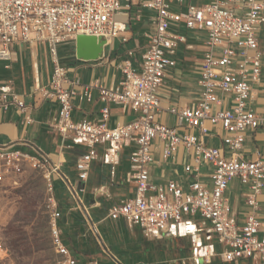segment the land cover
Listing matches in <instances>:
<instances>
[{
    "label": "built area",
    "instance_id": "1",
    "mask_svg": "<svg viewBox=\"0 0 264 264\" xmlns=\"http://www.w3.org/2000/svg\"><path fill=\"white\" fill-rule=\"evenodd\" d=\"M132 8L137 17L146 11L152 25L139 65L134 66L129 57L121 61L118 69L122 79L110 88L98 80L82 85L77 76L69 77L58 60L59 46L80 35L110 43L127 28L116 15ZM263 27L264 0H206L200 4L192 0H0V61L10 62L16 45L46 48L52 73L48 85L38 91L44 99L58 103L53 128L84 148L74 166L80 183L88 179L91 163L98 157V145H104L103 158L110 165L111 175L121 149L134 145L129 156L133 172L128 175V181L135 185L134 195L112 205L108 218L138 225L147 237L161 240L179 224L189 223L187 218L199 217L209 225L208 233L216 236L224 261L237 264L246 259L250 264H264V218L258 217L264 191V153L255 150L251 158L242 155L247 131L264 130V116L250 106L252 85L260 82L262 74L264 46L259 35ZM185 31L202 35L205 49L197 68L198 99L191 106L174 105L164 110L175 116L179 128L184 129L180 133L177 127L156 119L163 111L159 91L168 71L176 66V49L187 42ZM93 90L98 91L101 103L118 104L134 111L136 117L110 128L109 108L105 106L97 122L74 121L72 100L91 101ZM11 107L22 115L25 124L33 123L30 106L5 85L0 88V111ZM216 127L224 131L220 146H209L206 140L213 137L211 129ZM155 142L161 145L164 163L174 159L179 147L189 154L191 160L183 172L190 180L185 185L175 180L151 181ZM24 146L28 152L0 148V180L9 177L4 167L13 166L18 158L45 169L53 188L48 209L58 264H77L61 237L54 182L62 185L89 224L81 197L84 188L76 187L61 165L50 163L37 145L26 142ZM204 167L210 168L206 179ZM234 180L243 188L248 208L242 224L232 214L227 195ZM51 208H58V218H51ZM102 249L117 261L104 246Z\"/></svg>",
    "mask_w": 264,
    "mask_h": 264
},
{
    "label": "crops",
    "instance_id": "2",
    "mask_svg": "<svg viewBox=\"0 0 264 264\" xmlns=\"http://www.w3.org/2000/svg\"><path fill=\"white\" fill-rule=\"evenodd\" d=\"M204 1L206 0H192V3L200 4ZM116 20L125 23L127 28L119 37L105 44L96 60L77 58L75 41L59 46L58 60L68 70L69 77L77 76L82 85L98 80L110 88L122 79L118 69L121 61L129 57L134 66L139 65L148 43L146 34L152 30L150 15L143 11L137 17V11L132 8L130 11L119 12ZM184 34L187 42L176 49V66L168 71L159 91L163 111L156 119L159 123L177 127L180 133L184 129L179 128L175 116L164 110L174 105L191 106L198 99L197 72L194 70L198 68L205 49L202 35L191 31H185ZM259 36L261 46H264V27ZM261 71L260 82L252 85L250 106L258 115L264 116V60ZM51 73L52 59L44 46L34 49L16 45L11 61H0V88L10 85L11 90L30 106L33 119L32 124H25L22 115L13 107L6 112L0 111V148L28 152L24 144L32 142L47 155L50 163L61 165V170L76 187L84 188L81 197L91 219L89 224L75 208L62 185L54 182V194L61 213L58 225L61 237L76 258L77 264H235L221 258L222 248L217 243L216 236L208 233L209 225L199 217L187 218L189 223L179 224L175 232L167 233L161 240L147 237L138 225L107 217V211L112 205L134 195L135 185L128 181V175L133 172L129 156L134 145H125L121 149L114 175H111L110 165L103 158L104 145H98V157L91 163L88 179L85 183H80L74 166L84 148L71 138L65 139L53 128L58 116V103L44 99L38 91L48 85ZM72 105L74 121L86 119L92 122L99 121L101 110L108 106L110 128L136 117V113L128 108L114 103H101L97 90H93L91 101L74 98ZM211 133L213 137L208 138L206 144L220 146L224 131L216 127L211 129ZM160 148V143L153 144L151 181L164 183L175 180L185 185L190 180L183 172L184 165L191 160L189 154L179 147L174 159L164 163L160 159ZM255 150L264 153V130L246 133L243 157L251 158ZM209 172L210 168L204 167L203 178L206 179ZM243 192L236 180L227 191L232 214L239 224L243 223L248 212ZM258 217L264 218V191L260 197ZM102 246L117 258L116 262L104 252ZM237 264H250V261L241 259Z\"/></svg>",
    "mask_w": 264,
    "mask_h": 264
},
{
    "label": "rangeland",
    "instance_id": "3",
    "mask_svg": "<svg viewBox=\"0 0 264 264\" xmlns=\"http://www.w3.org/2000/svg\"><path fill=\"white\" fill-rule=\"evenodd\" d=\"M5 176L0 183V264H58L45 169L18 158Z\"/></svg>",
    "mask_w": 264,
    "mask_h": 264
},
{
    "label": "water",
    "instance_id": "4",
    "mask_svg": "<svg viewBox=\"0 0 264 264\" xmlns=\"http://www.w3.org/2000/svg\"><path fill=\"white\" fill-rule=\"evenodd\" d=\"M105 44V40L99 37L80 35L75 39V53L79 59L96 60Z\"/></svg>",
    "mask_w": 264,
    "mask_h": 264
},
{
    "label": "bare ground",
    "instance_id": "5",
    "mask_svg": "<svg viewBox=\"0 0 264 264\" xmlns=\"http://www.w3.org/2000/svg\"><path fill=\"white\" fill-rule=\"evenodd\" d=\"M15 160H13V165L15 164ZM11 166H5L4 167V174H5V171ZM46 179H47V186H48V191H49V194H50V197H49V203H48V206H50L52 200H53V188H52V182L51 180L46 176ZM3 180H0V183L2 182ZM51 218H58V208H51ZM50 232H51V237H52V243H53V246H54V235L52 233V226L50 228Z\"/></svg>",
    "mask_w": 264,
    "mask_h": 264
},
{
    "label": "trees",
    "instance_id": "6",
    "mask_svg": "<svg viewBox=\"0 0 264 264\" xmlns=\"http://www.w3.org/2000/svg\"><path fill=\"white\" fill-rule=\"evenodd\" d=\"M58 225H60V221L58 222ZM72 247V244L70 245ZM73 248V247H72ZM74 249V248H73Z\"/></svg>",
    "mask_w": 264,
    "mask_h": 264
}]
</instances>
